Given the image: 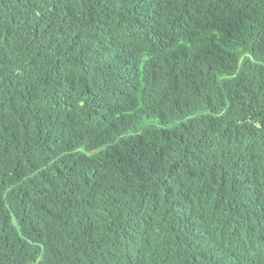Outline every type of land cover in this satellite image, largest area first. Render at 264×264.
<instances>
[{"label": "trees", "instance_id": "1", "mask_svg": "<svg viewBox=\"0 0 264 264\" xmlns=\"http://www.w3.org/2000/svg\"><path fill=\"white\" fill-rule=\"evenodd\" d=\"M0 264H264V0H0Z\"/></svg>", "mask_w": 264, "mask_h": 264}]
</instances>
